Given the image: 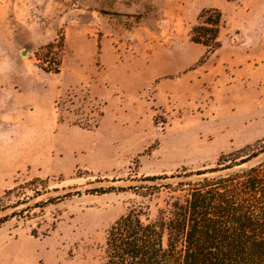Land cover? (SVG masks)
Returning <instances> with one entry per match:
<instances>
[{
  "label": "rangeland",
  "instance_id": "rangeland-1",
  "mask_svg": "<svg viewBox=\"0 0 264 264\" xmlns=\"http://www.w3.org/2000/svg\"><path fill=\"white\" fill-rule=\"evenodd\" d=\"M208 8L224 28L201 61L188 34ZM257 141L264 0H0V197L35 178L26 205L74 194L0 224V264L17 237L24 264H98L119 216L153 219L187 180L175 176ZM108 187L124 190L89 192Z\"/></svg>",
  "mask_w": 264,
  "mask_h": 264
},
{
  "label": "trees",
  "instance_id": "trees-1",
  "mask_svg": "<svg viewBox=\"0 0 264 264\" xmlns=\"http://www.w3.org/2000/svg\"><path fill=\"white\" fill-rule=\"evenodd\" d=\"M223 28L218 9H203L199 13L188 36L193 44L204 48L201 61L221 47ZM46 50L45 59L53 54L52 44ZM41 68L45 72H58V66ZM263 153L264 146L257 141L220 155L211 169L175 176L187 180L171 188V192L179 195L171 196L153 219L146 210L133 208L105 230L98 264H264V160L241 168ZM155 179L165 177L144 181ZM38 182L41 180L35 178L3 193L0 214L12 211L0 217V224L74 195L68 192L26 205L39 195L35 187ZM26 189L32 190L33 195L23 199ZM123 190L108 187L89 192L106 194ZM11 197L16 199L12 203ZM35 234L31 230V235Z\"/></svg>",
  "mask_w": 264,
  "mask_h": 264
},
{
  "label": "crops",
  "instance_id": "crops-1",
  "mask_svg": "<svg viewBox=\"0 0 264 264\" xmlns=\"http://www.w3.org/2000/svg\"><path fill=\"white\" fill-rule=\"evenodd\" d=\"M15 247H13L11 252V258L14 260L12 264H24L22 259L25 257V250L22 247H19V237L15 240Z\"/></svg>",
  "mask_w": 264,
  "mask_h": 264
},
{
  "label": "water",
  "instance_id": "water-1",
  "mask_svg": "<svg viewBox=\"0 0 264 264\" xmlns=\"http://www.w3.org/2000/svg\"><path fill=\"white\" fill-rule=\"evenodd\" d=\"M154 181V180H153Z\"/></svg>",
  "mask_w": 264,
  "mask_h": 264
}]
</instances>
